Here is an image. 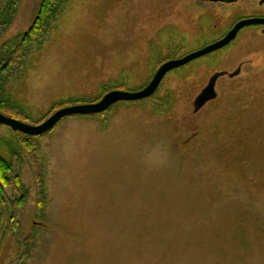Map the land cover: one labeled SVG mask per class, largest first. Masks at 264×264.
I'll use <instances>...</instances> for the list:
<instances>
[{
    "label": "rangeland",
    "instance_id": "obj_1",
    "mask_svg": "<svg viewBox=\"0 0 264 264\" xmlns=\"http://www.w3.org/2000/svg\"><path fill=\"white\" fill-rule=\"evenodd\" d=\"M41 1L21 0L0 47L22 38ZM224 9L65 0L38 40L12 54L0 91L31 125L112 90L139 91L161 64L216 39L235 15ZM233 44L168 72L150 98L63 118L29 143L20 238L34 233L36 247L27 264H264V79H221L215 101L192 107ZM19 139L0 125V155L20 151ZM17 249L0 235V264H16Z\"/></svg>",
    "mask_w": 264,
    "mask_h": 264
},
{
    "label": "trees",
    "instance_id": "obj_2",
    "mask_svg": "<svg viewBox=\"0 0 264 264\" xmlns=\"http://www.w3.org/2000/svg\"><path fill=\"white\" fill-rule=\"evenodd\" d=\"M64 1L65 0H42L41 6L38 9L32 24L23 33L22 38L20 39V36L18 35L17 37L6 40L2 44L0 47V86L5 80V77H2V73L6 72V70L9 68V63L15 60V57H13L12 54H17L16 52H18L21 47L27 48V44H31L32 42L34 43L38 40V37L42 35L48 22L56 18ZM20 2L21 0H0V36L4 35L12 25L17 15ZM17 57V59H20L19 53ZM0 112L6 116L17 119L12 114L11 109L8 106L6 99H4V95L1 93V91ZM74 116L76 117L79 115ZM16 134L17 136H20L19 140L22 144V151L20 150L11 154V158L9 159L0 155V235L4 237L7 233H10L13 236L15 246L18 248L17 259L15 262L16 264H27L28 260L31 258V251H33V249L36 247V235L33 233V235L20 238V218L22 215V208L28 196L27 188L21 182L20 170L23 159H26V161L29 160L28 156L29 153H31V150H27V146L34 138L38 136L34 137L20 133ZM23 151L28 152V155H24L25 157H23ZM36 185V216L40 219H45V189L42 185L41 179L37 180Z\"/></svg>",
    "mask_w": 264,
    "mask_h": 264
},
{
    "label": "water",
    "instance_id": "obj_3",
    "mask_svg": "<svg viewBox=\"0 0 264 264\" xmlns=\"http://www.w3.org/2000/svg\"><path fill=\"white\" fill-rule=\"evenodd\" d=\"M202 1L217 2L221 0H202ZM260 22L262 21L255 19L241 20L237 22L233 26V28L220 40L208 44L207 46H205L200 50L190 52L180 58H175L164 62L156 70L150 82L143 89L139 91L129 92L124 90H112L106 93L104 96H102V98L97 102L75 104V105L63 107L55 111L45 121L37 125H31L22 122L18 119L6 116L0 112V125L10 128L12 131L16 133L35 137L47 133L48 131L53 129V127L65 117L74 116V115H79V116L96 115L106 111L108 108L119 102H134V101L147 99L157 91L162 80L164 79L165 75L168 72L183 67L184 65L200 57H203L207 54H210L214 51L224 48L236 37V34L241 28L252 24H257ZM220 75L221 73L213 74L208 80L206 86L195 97L193 101L194 112L199 111V109L206 102L216 97L215 83Z\"/></svg>",
    "mask_w": 264,
    "mask_h": 264
},
{
    "label": "flooded vegetation",
    "instance_id": "obj_4",
    "mask_svg": "<svg viewBox=\"0 0 264 264\" xmlns=\"http://www.w3.org/2000/svg\"><path fill=\"white\" fill-rule=\"evenodd\" d=\"M200 3L208 6V8L210 9H215L216 6L225 7L224 10L226 13L228 11H234L235 15L230 24L225 28V30H223V32L220 33V35L216 39L193 51L200 50L208 44L220 40L233 28V26L237 22L241 20L255 19L262 21L260 23L241 28L236 34V37L227 46L220 50L212 52L215 53L218 51L226 50L227 47H230L233 43H235V45L233 44L235 49L231 51L233 54H230V56H228L229 54H227L225 57H223V59H221L222 61L224 60V65L220 66L219 69H216L209 74L208 80L213 74L221 73L215 83V92L216 85L221 79H226V82L233 83L236 82V79L241 78L240 80H244L241 83L243 86H245V84L243 83H250L253 80L264 79V0H221L217 2L200 0ZM210 54H207L205 56H208ZM242 89H244V87ZM217 97L218 95L216 92V97L206 102L199 110H201L209 102L215 101ZM240 97H242V95Z\"/></svg>",
    "mask_w": 264,
    "mask_h": 264
}]
</instances>
